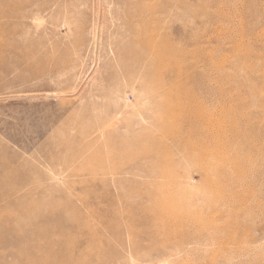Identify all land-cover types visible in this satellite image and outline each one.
I'll return each instance as SVG.
<instances>
[{
    "label": "rangeland",
    "instance_id": "1",
    "mask_svg": "<svg viewBox=\"0 0 264 264\" xmlns=\"http://www.w3.org/2000/svg\"><path fill=\"white\" fill-rule=\"evenodd\" d=\"M53 262L264 264V0H0V264Z\"/></svg>",
    "mask_w": 264,
    "mask_h": 264
},
{
    "label": "bare ground",
    "instance_id": "2",
    "mask_svg": "<svg viewBox=\"0 0 264 264\" xmlns=\"http://www.w3.org/2000/svg\"><path fill=\"white\" fill-rule=\"evenodd\" d=\"M166 54H168V55H170L171 54V51L169 50V49H167L166 51H164ZM23 211H25V209L23 210ZM38 213L40 214L41 212L40 211H38ZM51 214H50V216H49V218H45V220L47 221V222H49L51 219H52V216H53V212L51 211L50 212ZM42 214H43V212H42ZM44 216V215H43ZM42 217V216H41ZM34 238L36 237V236H33ZM34 238H33V240H34ZM47 264H55L54 262L53 263H47Z\"/></svg>",
    "mask_w": 264,
    "mask_h": 264
}]
</instances>
